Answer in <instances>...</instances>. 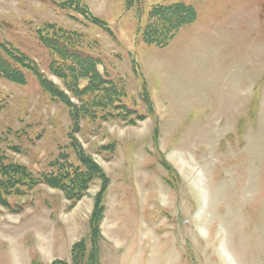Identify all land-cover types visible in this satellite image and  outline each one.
<instances>
[{
  "label": "rangeland",
  "instance_id": "obj_1",
  "mask_svg": "<svg viewBox=\"0 0 264 264\" xmlns=\"http://www.w3.org/2000/svg\"><path fill=\"white\" fill-rule=\"evenodd\" d=\"M173 2L194 6L196 21L166 47L146 44L150 10ZM46 24L83 36L138 118L85 117L74 130L82 102L49 73ZM0 42L71 96L52 100L31 73L24 85L0 78V160L54 173L67 156L77 163L74 135L108 179L101 264H264V0H0ZM102 184L77 202L43 184L10 197L23 210L0 205V264H71Z\"/></svg>",
  "mask_w": 264,
  "mask_h": 264
},
{
  "label": "trees",
  "instance_id": "obj_2",
  "mask_svg": "<svg viewBox=\"0 0 264 264\" xmlns=\"http://www.w3.org/2000/svg\"><path fill=\"white\" fill-rule=\"evenodd\" d=\"M65 4L66 2L60 6L67 8ZM67 6L70 9L76 7L71 1ZM83 9L87 12H83L86 19L112 33L106 22L91 16L87 7ZM196 18L197 12L192 5L180 2L158 4L150 10L148 21L142 30L144 41L148 45L166 47L183 27L195 22ZM55 27L56 24H46L38 30V39L56 58L49 65V73L61 80L67 91L82 102L71 105L74 130L79 129V122L85 117L102 120L121 118L124 121L134 115L138 118L136 110L133 113L126 104V87L120 80L112 78L101 59L83 51V36L77 31L61 27L57 31ZM27 73L33 74L52 100L70 105L71 96L69 98L61 87L54 84L34 59L9 42H0V78L24 85L27 83ZM70 145L76 153L77 163L67 156L63 164L60 165L59 160L53 164L57 168L54 173L37 175L24 165L0 160V205L13 213H20L23 207H13L9 198L22 197L42 184L59 189L67 200L77 202L94 180L102 179V191L97 196L90 221V240L83 239L73 245L71 261V264H101L97 241L100 238V223L106 212L104 194L108 179L99 165L87 156L73 134ZM32 264L43 263L34 259ZM51 264L69 263L55 260Z\"/></svg>",
  "mask_w": 264,
  "mask_h": 264
}]
</instances>
